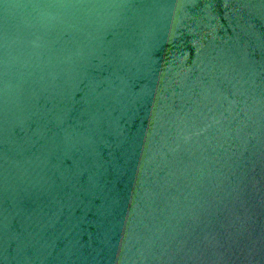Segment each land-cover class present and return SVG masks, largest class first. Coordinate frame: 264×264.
<instances>
[{
  "label": "water",
  "instance_id": "obj_1",
  "mask_svg": "<svg viewBox=\"0 0 264 264\" xmlns=\"http://www.w3.org/2000/svg\"><path fill=\"white\" fill-rule=\"evenodd\" d=\"M0 264H264V0H0Z\"/></svg>",
  "mask_w": 264,
  "mask_h": 264
}]
</instances>
